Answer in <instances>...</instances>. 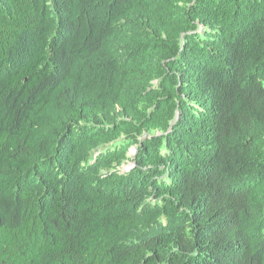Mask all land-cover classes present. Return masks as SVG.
Wrapping results in <instances>:
<instances>
[{"label":"trees","instance_id":"1","mask_svg":"<svg viewBox=\"0 0 264 264\" xmlns=\"http://www.w3.org/2000/svg\"><path fill=\"white\" fill-rule=\"evenodd\" d=\"M0 264H264V0H0Z\"/></svg>","mask_w":264,"mask_h":264},{"label":"rangeland","instance_id":"2","mask_svg":"<svg viewBox=\"0 0 264 264\" xmlns=\"http://www.w3.org/2000/svg\"><path fill=\"white\" fill-rule=\"evenodd\" d=\"M135 148H133L132 150H134ZM133 152V151H132ZM125 167H129L128 164L124 165V167H122L123 170H125Z\"/></svg>","mask_w":264,"mask_h":264},{"label":"bare ground","instance_id":"3","mask_svg":"<svg viewBox=\"0 0 264 264\" xmlns=\"http://www.w3.org/2000/svg\"><path fill=\"white\" fill-rule=\"evenodd\" d=\"M133 152H132V154L135 152V149L134 150H132Z\"/></svg>","mask_w":264,"mask_h":264}]
</instances>
